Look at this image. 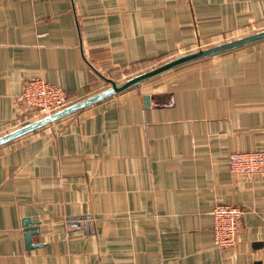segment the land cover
I'll return each instance as SVG.
<instances>
[{
    "label": "crops",
    "instance_id": "1",
    "mask_svg": "<svg viewBox=\"0 0 264 264\" xmlns=\"http://www.w3.org/2000/svg\"><path fill=\"white\" fill-rule=\"evenodd\" d=\"M262 30L264 0H0V137L44 117L21 112L30 79L63 86L67 107ZM255 149L264 38L1 143L0 264H264V173L228 162ZM220 203L245 211L230 249L214 241Z\"/></svg>",
    "mask_w": 264,
    "mask_h": 264
},
{
    "label": "built area",
    "instance_id": "2",
    "mask_svg": "<svg viewBox=\"0 0 264 264\" xmlns=\"http://www.w3.org/2000/svg\"><path fill=\"white\" fill-rule=\"evenodd\" d=\"M67 90L44 77L26 81L18 97L21 112L35 119L56 112L69 104ZM229 165L235 173H264V149L233 151L229 154ZM244 209L233 204H217L213 211L214 241L224 249L237 243L238 225Z\"/></svg>",
    "mask_w": 264,
    "mask_h": 264
},
{
    "label": "water",
    "instance_id": "3",
    "mask_svg": "<svg viewBox=\"0 0 264 264\" xmlns=\"http://www.w3.org/2000/svg\"><path fill=\"white\" fill-rule=\"evenodd\" d=\"M263 38H264V30L250 34V35H247V36H244V37H240V38H237V39H234L231 41H227V42H224V43H221L218 45H213V46H210L207 48L199 49V50L194 51V52L183 54V55L176 57V58L158 66V67H155L153 69H150L148 71L140 73V74H138V75L122 82V83L117 84L111 80L112 86L110 88H108V89H106V90H104V91H102V92H100V93H98L92 97H89L83 101H80L78 103L72 104V105L67 106V107H64V108L60 109L59 111L52 113L51 115H46V116L22 127L21 129L16 130V131H14L8 135L0 137V144L5 142V141H8L10 139H13L17 136H20L24 133H27V132H29V131L37 128V127L45 125L51 121H54V120H56V119H58L64 115H66L72 111H75L81 107H84L87 104H90V103H92L98 99L104 98L110 94H113V93L121 90V89H124L126 87L131 86V85H134V84H136V83H138V82H140V81H142L148 77H151L155 74H158L164 70L173 68V67L180 65L182 63H185V62H189L192 60L203 58V57L215 54V53L223 52V51H226V50H229V49H232V48L244 45V44H248V43L263 39ZM28 221H29V219H28ZM25 226H26V229H25L24 236H25V240H26V246L31 247V246H33L32 241H31V236L36 233L37 223H28L26 221Z\"/></svg>",
    "mask_w": 264,
    "mask_h": 264
},
{
    "label": "rangeland",
    "instance_id": "4",
    "mask_svg": "<svg viewBox=\"0 0 264 264\" xmlns=\"http://www.w3.org/2000/svg\"><path fill=\"white\" fill-rule=\"evenodd\" d=\"M30 120H33V119H30Z\"/></svg>",
    "mask_w": 264,
    "mask_h": 264
}]
</instances>
